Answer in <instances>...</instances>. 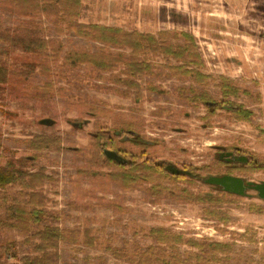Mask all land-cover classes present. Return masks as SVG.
<instances>
[{
	"label": "rangeland",
	"instance_id": "rangeland-1",
	"mask_svg": "<svg viewBox=\"0 0 264 264\" xmlns=\"http://www.w3.org/2000/svg\"><path fill=\"white\" fill-rule=\"evenodd\" d=\"M76 19L154 35L191 33L206 79L177 75L170 66L182 61L152 51L136 58L154 69L136 76L122 63L107 70L87 62L71 65L66 60L71 51L131 52L77 35L63 17L0 10L3 26L19 31L35 24L54 41L49 56L19 47L7 58L27 76L15 75L0 89V164L21 173L0 187V213L6 218L7 208L20 207L39 209L42 217L29 220L28 233L0 227V264H23L42 255L35 234L44 227L63 230L47 249L50 264H146L140 254L150 246L155 255L174 258V264H205L176 261V253L186 259L199 249L181 243L174 250L148 236L160 228L184 239L232 246L215 257L206 251L212 262L264 264V200L255 190L226 195L204 181L233 175L264 182V168L229 172L219 157L239 151L264 163V0H82ZM172 36L174 44L185 43ZM223 77L249 92L224 96ZM204 94L206 100L196 99ZM225 100L252 115L236 116L224 105L211 109L207 102ZM132 132L145 143L130 141ZM105 149L138 158L133 167L125 166L106 157ZM166 165L186 171L177 176ZM26 172L42 177L23 180ZM125 174H134L135 181L125 183Z\"/></svg>",
	"mask_w": 264,
	"mask_h": 264
},
{
	"label": "trees",
	"instance_id": "trees-1",
	"mask_svg": "<svg viewBox=\"0 0 264 264\" xmlns=\"http://www.w3.org/2000/svg\"><path fill=\"white\" fill-rule=\"evenodd\" d=\"M82 0H0V10L12 11L18 16L23 17H34L38 15L46 17H56L61 19V17L66 18L69 21V28L73 29L77 35L96 40L105 45H110L115 48L119 47H129L131 56L127 55L125 52H118L116 55L112 53L103 52L100 54H92L85 51H71L67 54L66 60L71 65H77L78 63L87 62L90 63L97 69L107 70L113 69L116 64L122 63L127 68V73L130 76H136L139 73H144L145 71L151 72L154 68L150 62L146 60H138L136 57L143 53H161L164 57H172L175 60L182 61L183 64L179 66H170V70L174 71L177 75L185 77H194L196 79H206L199 68L202 65L201 55L198 52V47L195 41V37L191 33L187 32H170L168 30L159 31L157 35L139 32V31H127L123 28H112L103 26L102 24L85 25L78 23L76 20L79 15V10L81 7ZM20 29V30H19ZM19 31L3 26L0 23V89L2 87L10 85L13 82V76H27L26 72H23L19 68H16L9 64V55L15 49H22L24 52L30 53H40L42 56H49L47 49L49 46L53 45L52 40L46 39L39 31L41 27L34 25L30 26H19ZM174 35L176 38L182 36L185 40L184 44H174L171 38ZM53 48V47H52ZM61 44L57 48V52L61 50ZM55 55V54H54ZM133 56V57H132ZM195 66V67H193ZM169 67V66H167ZM202 78V79H201ZM222 87L224 96L237 95L239 92H246V90H240L239 87L235 85L233 80L230 78H222ZM206 94L199 96L196 99L206 100L204 97ZM212 102V101H207ZM215 103V102H214ZM213 103V104H214ZM223 105H231L235 108L230 109L232 113L236 116L249 117L252 115L250 110H246L244 106L238 105L231 101L225 100L222 104H217L212 106L211 109ZM118 132V131H117ZM114 137L118 136V133L113 134ZM111 141V140H110ZM112 142V141H111ZM21 155L25 157L28 152H23ZM247 163H229L226 162L229 172L235 171L237 169H244L246 166H251L254 168H264V163L261 161H256L248 158ZM133 161H130L125 166L133 167ZM147 163V161L145 162ZM148 164V163H147ZM146 164V165H147ZM251 164V165H248ZM149 165V164H148ZM18 169H7L2 164H0V187L4 188L9 183L15 181L19 175ZM112 178L118 179L119 175L116 173L111 174ZM23 180L31 179V182L35 179L41 178V174L38 172H26L20 176ZM134 174H125L122 178L125 183H132L135 181L133 178ZM219 189L218 187H216ZM226 195H231L232 193H225ZM213 196L211 194H206L204 198L208 202H213ZM221 200V199H219ZM217 200V201H219ZM8 215L6 218L0 213V227L1 226H11L17 227L20 230H25L27 233L30 232L31 226L29 225V220L38 222L40 220L41 211L38 209H33L32 211H26L25 208L14 207L11 210L7 208ZM10 214V217H8ZM13 219V222H9ZM39 238V243H37L36 250L43 253L42 255H36L31 258H25L23 264H50L48 247L55 245L56 241L63 235V230L58 228L44 227L37 230L36 234ZM148 236L155 237L159 243L166 244L170 248L177 250L178 244L185 243L189 246L198 248L199 252L190 253L186 259L181 257V254L176 253V261H181L185 263L192 259H196L199 262H204L205 264H227L212 262L204 256V253L210 252L212 257L220 252H228L232 250V246L228 243L217 242V241H200L193 238L184 239L181 234L169 233L166 230L160 228L151 230ZM174 258L166 259L162 254L155 255L151 246L148 251L141 252L140 263L146 264H174Z\"/></svg>",
	"mask_w": 264,
	"mask_h": 264
},
{
	"label": "water",
	"instance_id": "water-1",
	"mask_svg": "<svg viewBox=\"0 0 264 264\" xmlns=\"http://www.w3.org/2000/svg\"><path fill=\"white\" fill-rule=\"evenodd\" d=\"M208 104L211 106L216 105L215 103L213 104V102H208ZM224 107L227 109L235 108L231 105H224ZM104 154L106 155V157L112 159L116 163L125 164V161H123L120 154H118L116 151L105 149ZM231 154H232L231 152L227 153V155H231ZM229 160L232 162H239L244 164L248 162V157L244 155H240V156L235 155L234 157L229 158L228 161ZM168 169L171 170V172L174 174H178L179 172L177 169H171V166H169ZM204 181L210 185L219 187L224 192H229L236 195L245 196L248 190H255L257 192L258 197L264 200V182L255 183L253 181H245L244 178L233 175H220V176L210 175L207 178H205Z\"/></svg>",
	"mask_w": 264,
	"mask_h": 264
},
{
	"label": "flooded vegetation",
	"instance_id": "flooded-vegetation-1",
	"mask_svg": "<svg viewBox=\"0 0 264 264\" xmlns=\"http://www.w3.org/2000/svg\"><path fill=\"white\" fill-rule=\"evenodd\" d=\"M130 133H131V132H130ZM132 135H133L134 137H133ZM128 136H129V135H126V136H124V137H128ZM130 137H131V138L133 137V139H134V138H137V139H134V140H133V139H130V141H135V142H142V143H145V142H143V141H145V140L140 139L138 136L135 137V133L133 134V132H132V134H130ZM121 139H122V138H121ZM137 140H140V141H137ZM230 152H231L232 154H231V155H227V153H230ZM118 154H120V156L122 157L123 161H125L126 165H127L130 161H133V162L135 161V162H136V160H137L136 158H138L137 155H133V158H134V159H127V158L124 157V153H122V152H120V151L118 152ZM235 155H240V152H239V151H237V152H233V151H228V152H227V151H226V152H224V153H219V157L223 158L224 161H227V162H229V161H228L229 158H232V157H234ZM123 157H124V158H123ZM147 163H150L149 160H147ZM229 163H231V162H229ZM151 164H152V165H155L154 163H151ZM163 167H164V169H166L167 171H170V172H171V170L168 169V167H169L168 165L163 166ZM171 169H175V168L171 166ZM172 171H175V170H172ZM178 171H179L178 174H175V175H177V176H181L182 174H184V171H186V170H184V169H180V170H178ZM173 174H174V173H173Z\"/></svg>",
	"mask_w": 264,
	"mask_h": 264
}]
</instances>
